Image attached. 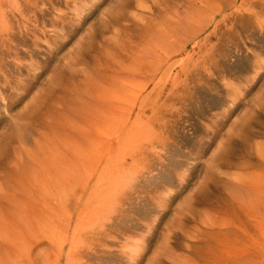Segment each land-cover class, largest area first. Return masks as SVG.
Wrapping results in <instances>:
<instances>
[{"label": "rangeland", "instance_id": "374dc122", "mask_svg": "<svg viewBox=\"0 0 264 264\" xmlns=\"http://www.w3.org/2000/svg\"><path fill=\"white\" fill-rule=\"evenodd\" d=\"M130 1L0 0V156L25 142L24 159L62 164L30 190L46 230L34 216L16 264H264V0ZM121 10L148 44L105 53L102 32L135 26H112ZM110 97L128 118L110 176L103 145L97 175L73 182L63 151L88 124L81 104Z\"/></svg>", "mask_w": 264, "mask_h": 264}, {"label": "bare ground", "instance_id": "6f19581e", "mask_svg": "<svg viewBox=\"0 0 264 264\" xmlns=\"http://www.w3.org/2000/svg\"><path fill=\"white\" fill-rule=\"evenodd\" d=\"M155 1H157V0H155ZM130 4H131V1L126 0L125 9L128 8L130 6ZM1 11H3V10H1ZM163 13H165V12H163ZM128 18L133 19V23L135 25L133 28L123 27L122 29L114 31L113 37H106L107 31L102 32L97 37V39H100L103 42L102 45L100 46V48H102V50L105 51V53L109 52L108 50H110L111 48H115V49H118V51H120V48H119L120 45L119 44L122 41V39H124L127 42L129 41V43L132 44V46H133L134 40L136 38H138L140 44H142V45L148 44V43H146L145 40H142L143 38L146 37V36H143L145 34V31H143L144 29H142V31L138 30V21H137L136 17L132 18L126 12L124 13V11L121 10V12L117 13V15L115 16L114 21L112 20V26L120 24L122 20H128ZM153 22H151V21L149 22V26L147 27L148 30L150 29L151 31H155L154 29L151 28V27H153V25H152ZM155 23H157V22H155ZM168 39H169V36L167 35V37H165L164 40L168 41ZM105 44H106V46H105ZM124 46H120V47L126 51ZM152 54H153V52H152ZM89 59H93V57L90 58L89 52L84 50L82 53V56L80 58V61L78 63V64H81L83 66V68H81V69L71 68L70 72L68 71V76H69V79L67 81L68 83L69 82L71 83V81H70L71 79L75 80L76 78L78 79V77L82 76L84 70L86 69L85 67L89 64V62H88ZM120 65H122V64H120ZM90 66L92 67V65H90ZM126 68L124 70H127ZM138 71L140 72L139 68H138ZM153 74H154V72H153ZM148 81H150V80H148ZM104 87H105V85H104ZM122 88H124V87H122ZM61 92L64 93L65 89L62 90ZM100 93H102V92H100ZM64 96H66V92L64 93ZM112 97L115 100V98H114L115 96H112ZM112 97H110V99L105 101L106 103L103 106L104 108L101 109L102 108L101 107L100 108L101 110L98 111L97 113L96 112H90V114H89V111H87V109H84L86 106L84 104H81L82 107L80 108L79 116L82 120L86 121L88 124L86 127H83L79 130V132L77 133L79 136V139L76 138L77 139L76 142L75 141H73V142L67 141V143L65 144V147H64L66 151H63V155L66 154L64 157H66V156L71 157L72 163L68 164L67 168H69L68 173L73 174L72 177L70 176V179H72L73 182L76 179H78L79 175H76V173L78 172V169L80 167H83V166H84V168L89 166V169H91L93 172H95L93 174L94 177H95V175H97V173H98L97 171L99 170V162L96 161L95 155H96V150L99 147H103V145H104V150H105L104 151L105 154H103V155H105L106 158L103 156L104 160H105V163H104L105 166L102 169V174L106 173L105 175L107 177L110 176L107 172L109 170L110 162H111L110 161V152H112V150L114 148H116L115 145L111 141H109V137L112 136L110 134V132L113 129H115L117 132L118 131L120 132L121 129L125 128V126L121 127V124L124 123L123 121L126 122V120H128L127 117H125L126 118V120H125L123 117V114H121L123 108H121L119 105H116L118 101L117 102L113 101ZM119 98H121V96ZM90 99H92V98H90ZM90 99H89V101H90ZM55 100H57V99H55ZM134 102H136V101H134ZM130 110H128V111H130ZM117 132H114V133H117ZM115 137H116V134H115ZM81 141H82V143L79 144V142H81ZM21 144L22 145H20L17 148V150L16 149L11 150V152H13V154L8 153V154H2L0 156V264H16V259L18 258V254L22 253V250H25L24 247L27 244V240H26L27 235H29L28 231L33 230L35 228L34 227L35 224L38 222V220L33 218L34 216L41 218V219H39V223H38L39 225L38 226H39V228L41 226H43V227L45 226L44 230H46L45 218H44L43 211L40 208H37L36 211H34L35 207H34V204H32L33 193L30 190H34L37 192V189L38 190L40 189L39 188L40 184L43 185L44 182L42 183V179L46 178V168L58 167V166L60 167L62 165L60 163L58 164L57 160L59 157L55 158L54 153H52V155L50 156L51 159H48V160L38 158L37 155H34V157H31V160L24 159V155H25V145L24 144H25V142H22ZM230 146H232V147H229L227 149L228 151H232L234 149L233 144ZM69 153H71V154H69ZM231 155L232 154L229 153L224 158L223 166H226L228 168L237 166V164H235L234 162L231 161V159H232ZM32 159L34 161H32ZM76 159H79V161H77ZM48 165H50V166H48ZM217 167L219 168V166H217ZM24 171H27L29 174V176L26 175V176H24V178L27 179V181L31 183L27 189L25 186H28V184H26V183L20 182V186L17 185V182L20 181V178L23 176ZM20 174H22V176ZM62 174H64V173H62ZM254 181H255L254 183H251L250 188L257 187L255 185L256 180H254ZM90 182L91 181H89V183ZM259 185H261V184H259ZM260 189H262V188H260ZM262 190H264V187ZM257 192H258V190L255 191V193H257ZM248 194H249V192H248ZM40 195L42 196L43 192H41ZM252 195H255V194H252ZM250 196H248V197H250ZM254 197L256 199H258L257 195ZM255 198H253L254 201L256 200ZM263 203H264V201H263Z\"/></svg>", "mask_w": 264, "mask_h": 264}]
</instances>
